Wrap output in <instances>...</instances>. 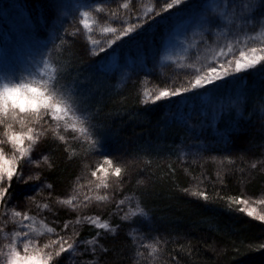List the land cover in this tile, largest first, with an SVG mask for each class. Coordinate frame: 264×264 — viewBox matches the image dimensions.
<instances>
[{"label": "trees", "instance_id": "obj_1", "mask_svg": "<svg viewBox=\"0 0 264 264\" xmlns=\"http://www.w3.org/2000/svg\"><path fill=\"white\" fill-rule=\"evenodd\" d=\"M193 4L196 0L155 16L150 24L169 22ZM160 7L156 5L157 11ZM70 28H57V36L49 44L47 56L54 66L51 83H56L65 99L74 101L79 113L86 115L84 125L90 138L61 140L68 135L67 130L50 126L44 130L38 147L47 159L39 166V174L51 185L52 194L67 196L104 172L113 193H133L150 214L153 231L162 243L160 264H264V221L248 216L241 211V204L233 203L264 194V170L257 164L260 153L258 148L251 149L256 143L253 140L261 139L264 132V80L258 72L261 65L237 74L240 80L233 81L230 76L208 86L207 91L216 97L245 98L243 115L230 109L217 121V130L229 135V151L181 158L176 150L186 139V130L167 114L180 96L141 101L137 83L119 87L116 71L100 73L92 67L98 57L89 54L83 38ZM149 28L147 23L131 36L140 40ZM134 39L123 38L120 44ZM241 84L243 87L237 86ZM89 124L106 131L102 149L91 142L98 137ZM240 125L247 128L237 131ZM117 167L120 177L115 175ZM18 186L14 177L9 197ZM193 193H205L208 199ZM58 216L64 222L70 215L62 207ZM114 223L121 228L100 239L106 249L101 254L104 264L136 263V245L124 224L117 219ZM75 234L83 241L100 236L91 225H82ZM61 256L54 258V264L61 262Z\"/></svg>", "mask_w": 264, "mask_h": 264}, {"label": "rangeland", "instance_id": "obj_2", "mask_svg": "<svg viewBox=\"0 0 264 264\" xmlns=\"http://www.w3.org/2000/svg\"><path fill=\"white\" fill-rule=\"evenodd\" d=\"M82 2L83 0H0V85L5 82L24 81L33 82L35 86H40L43 82L51 83L54 79V66L47 53L49 44L56 38V29L59 27L65 29L70 26L72 33L83 38L88 46L89 54L98 57L91 63L95 70H98L97 61H100L106 72H117L119 87L137 83L140 99L143 102L156 101L155 97L170 87L185 86L195 73L216 63L219 59V49L226 44L232 45V52H226V59L239 58L241 50L264 47V27L262 26L247 29L235 40L230 35L225 38L223 35H216L215 32L211 36L202 34L196 27L195 17L204 8L203 0H196V4L191 5L185 12H180L169 22H160L161 24H155V26L153 23L140 40L135 38L123 45L120 42L128 36L116 40V37L105 29L115 27L117 31H120L128 24L140 23L143 18L157 11L156 5H159L157 0H87L91 8L81 7L77 11V4ZM59 4H63L64 7L58 10ZM125 4L129 7L125 8ZM97 9H103V11H97ZM85 10L91 12L90 31L81 23V14ZM47 16L50 17L46 18ZM146 24L144 23L143 27ZM112 40H116V43L108 48L107 45ZM101 46L105 47L106 51H99ZM113 49H115L114 53ZM109 53H113L112 56H109ZM101 57L106 59L101 60ZM187 94L189 95L180 96V100L175 101L167 112L169 119L175 120L177 125L186 130L187 137L178 144L177 155L181 158L193 159L203 158L208 153H227L229 141L227 144L221 143L216 135L217 121L222 116L213 128L211 112L204 116L201 115L200 110L204 107L205 98L223 99L225 103H231L239 98L216 97L210 91H201L195 96L192 92ZM163 99L169 98H161ZM193 105L196 106L197 112L193 113L192 123L200 126L196 132L190 131L181 120L172 115L173 113L177 116L188 115ZM231 109L236 111V115L244 113L243 105L234 106ZM76 115L79 117L81 113L77 112ZM32 126L37 133L41 134L40 138L48 126L56 130H67L68 135H63L65 139L76 138L85 141L90 138L83 119L76 122V129H86L87 135L73 130L70 126H63L62 121L58 126L50 116H44L39 124ZM243 128H247V125H240L236 130L243 131ZM2 132L1 129L0 136ZM253 141L256 143L251 145V149L258 148L260 159L257 164L264 170V132L261 139ZM25 144L27 145V141ZM38 144L39 140L32 153L33 163L27 165V174L38 175L39 180L27 184L18 183L17 190L7 198V206L4 203L0 204V249L6 251V245L10 240L15 239L16 231L30 224L31 235L41 248L45 244H53L60 237H64L68 243H74L75 251L63 253L59 264H104L100 239L101 236L114 234L121 228V225L114 223L117 219L124 224L126 234L136 245V263L134 264L161 263L162 243L153 231L150 214L148 213L150 222L138 223L136 231L131 234H129V224L122 220L124 213L133 210L134 204L138 203L145 209L133 193H113L109 182L105 179L106 174L102 172L91 181L92 183L78 185L67 196H54L49 182L39 174V166L47 155L39 149ZM0 147H3L4 154L11 158V145H0ZM97 197H105V199L99 200ZM69 199H73V204L66 203ZM242 199L248 201L246 205L241 204L246 212L255 208L254 217L264 215V204L259 203L264 200V194ZM120 200L125 201L124 205L119 204ZM62 207L65 208L67 215H70L64 222H61L58 216V209ZM16 211L21 212L22 215L27 214L31 219L23 221L22 224L19 223L21 218L15 217ZM89 218L95 220L97 224L93 225ZM101 223H107L113 231L100 229L98 225ZM82 225H91L98 230L100 236L90 239H98L97 245H89L86 243L89 240L83 241L76 238L75 233ZM49 229L52 231L49 232ZM93 248H95L94 252ZM49 250L55 251L53 248L46 249V251Z\"/></svg>", "mask_w": 264, "mask_h": 264}, {"label": "snow or ice", "instance_id": "obj_3", "mask_svg": "<svg viewBox=\"0 0 264 264\" xmlns=\"http://www.w3.org/2000/svg\"><path fill=\"white\" fill-rule=\"evenodd\" d=\"M187 3L188 0H157V4L161 5L159 10L151 16L143 18L140 23L128 24V26L121 28L120 31H117L115 27L107 28L105 31L112 33L116 40L125 36L130 37V40L134 39L131 34L134 32L138 33L144 23H148L149 27H151L149 21L155 16H161L162 13L168 12L173 8H179L180 5ZM203 4L204 8L195 17L196 27L202 34L211 36L215 32L216 35H223L225 38L230 35L235 40L244 34L247 29L255 26L264 27V0H203ZM57 7L59 10L64 5L59 4ZM81 7L90 9L91 5L87 0H83L82 3L77 4V11ZM124 7L128 8L129 5L125 4ZM97 11H103V9H97ZM81 15L83 27L90 31V10L83 11ZM218 29L220 31H217ZM116 40L110 41L107 47L111 48L112 44L116 43ZM99 51H106V48L101 46ZM114 52L115 49H113ZM226 52H232L231 44H226L219 49V59L216 63L210 64L203 71L195 73L185 86L170 87V89L161 91L155 97L156 101L161 100V98L184 96L190 92L199 94L200 90L207 91L209 85H216L217 81L227 80L230 76L233 81L240 80L241 78L237 74L255 69L257 65H261L258 72L261 79L264 80V47H251L250 49L241 50L239 58L234 57L233 59H226ZM113 53L108 55L112 56ZM104 59L106 58L101 57V60ZM97 69L100 73L107 71L100 61H97ZM96 83L103 84L104 82L96 80ZM237 86L243 87V84ZM76 94L79 95V93ZM244 102V96H241L238 100L231 101V103H225L223 99L205 98L203 101L204 107L200 112L204 116L211 112L212 127L215 128L216 121L222 115L234 106H242ZM79 111L80 109L75 106L74 101L69 103L65 99L56 83L43 82L40 86H35L33 82L24 81L19 83L5 82L0 85V129L3 130L2 136H0V145H11L10 150L12 152V156L9 158L4 154V148L0 147V202L7 206V197L10 195L9 187L14 177L19 184H27L40 178L38 175L27 174V165L33 163L32 153L41 135L36 132L35 127L32 125L39 124L44 116H50L57 122L58 126L62 121L63 126H70L73 130H78L87 135L86 129H76L77 121L83 119L87 123V117L83 112H81L79 117L76 115ZM195 112H197V108L193 105L188 115L181 114L177 116L176 113L172 115L174 118L181 120L190 131L196 132L200 126L192 123L194 119L193 113ZM88 127L92 129V134L98 137V139H94L91 142L97 145L99 149H102L106 140V131L95 127L93 124H89ZM216 135L220 138L219 142L228 143L229 135L227 131H217ZM60 139L63 140L64 137L61 136ZM25 141H27V145ZM44 159H47V157H44ZM105 162L109 165L112 164L111 159H106ZM100 171H104V169L101 168ZM115 175L120 177L121 169L119 167L115 168ZM193 195L202 196L205 200L208 199L205 193H193ZM73 199L67 200L66 203L73 204ZM97 199L103 200L105 197H97ZM85 200H87V197H85ZM124 203V200L119 201L121 206ZM233 203L246 205L248 201L240 199L233 201ZM259 203L264 204V200L259 201ZM241 211H245V209L242 208ZM255 212L256 209L253 208L247 211V215L251 217ZM14 215L17 218H21L18 221L21 224L23 221L31 219L27 214L22 215L19 211H16ZM139 218L145 219L140 220ZM256 219L264 221V215H257ZM89 220L93 225L97 224L95 220H91V218ZM122 220L129 224V234L136 231L138 223L150 222L148 212L138 203L133 205L132 211L124 213ZM98 227L113 231L107 223H101ZM48 231L51 232L52 229ZM31 232L30 224L24 225L23 229L16 231L15 239L10 240L6 245L7 250L0 249V264H54V258H59L65 252L75 251L74 243H68L64 237H60L53 244H45L41 248L31 235ZM86 243L97 245L98 239L89 240ZM53 246H55V251H46V249H51ZM261 247L264 248V245ZM92 251L94 252L95 248ZM101 251H106V249L101 246Z\"/></svg>", "mask_w": 264, "mask_h": 264}]
</instances>
